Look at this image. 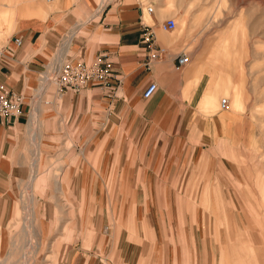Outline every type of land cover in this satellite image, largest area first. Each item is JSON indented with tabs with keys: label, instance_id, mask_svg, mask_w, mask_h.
<instances>
[{
	"label": "rangeland",
	"instance_id": "374dc122",
	"mask_svg": "<svg viewBox=\"0 0 264 264\" xmlns=\"http://www.w3.org/2000/svg\"><path fill=\"white\" fill-rule=\"evenodd\" d=\"M119 1L0 0V49L24 18L45 16L39 7L53 10L76 4L78 26L90 21L91 12L121 5ZM153 6L160 23L168 17L177 21L174 32L159 26L161 40L172 44L166 45L168 56L190 52L188 64L177 69L174 58L172 70L185 81L180 92L193 107L189 114L211 118V127L202 120L197 128L184 124L176 135L160 133V147L169 141L175 151L172 158L153 160V169L162 172L156 176L118 173L117 150L112 152V169L101 174L106 135H100L111 126L86 130L82 119L76 125L60 123L54 110L45 109L36 125L17 128V141L5 158L14 173L4 178L10 189L3 196L8 205L0 206V264L55 263L60 249L69 244L92 247L93 221L102 223V233L109 226L117 238L124 216L137 212L149 214L167 242L180 245L188 264H264V0H162ZM84 30L79 34L85 36ZM143 56L147 68L160 62L147 65L145 52ZM112 67L113 89H97L108 102L105 118H111L121 83L113 61ZM162 71L167 73L170 66ZM209 82L221 84V90L214 87L216 101L210 113L201 108ZM222 98L227 100L225 109L220 108ZM28 109L23 114L26 121ZM123 197L149 205L121 204ZM193 237L198 254L192 252Z\"/></svg>",
	"mask_w": 264,
	"mask_h": 264
},
{
	"label": "crops",
	"instance_id": "0c3cea01",
	"mask_svg": "<svg viewBox=\"0 0 264 264\" xmlns=\"http://www.w3.org/2000/svg\"><path fill=\"white\" fill-rule=\"evenodd\" d=\"M147 1L148 4L156 6L162 4V0ZM119 2L122 4L100 10V12H91L93 16L91 15L90 21L87 24H78V26L75 22L77 23L80 19L76 11L80 10L76 4H70L68 7L62 5L53 10L45 7L37 8L38 12L45 16L24 18L18 30L0 49V82L29 96L32 89L39 83L40 74L48 61H52L59 51L65 57L82 58L86 61L93 60L99 52H106L108 58L113 61L116 78L121 80L117 88L118 97L112 107L111 118L109 115L105 118L108 102L105 101L106 97L103 94L97 92L98 88L101 89L98 86L88 87L75 96L67 95L63 101L60 116L54 109H49L54 110L56 120L60 121L63 117L64 123L76 125V121L82 119L80 122L84 123L83 127L86 130L93 127L95 129L97 125H100L104 131L108 125L111 126L108 133L102 132L100 135H106V140L99 173L110 172L111 164L115 160L112 152L117 150V159L120 160L118 161V173L124 176H136L142 171L144 174L156 176L160 171L156 172L157 170L153 169V160L163 159L164 161L166 158H172L175 151L174 147L169 146V141L160 147L162 142L160 133L169 132L168 134L176 135L180 133L184 124L197 128L202 120L211 127L214 120L194 115V112L189 114L193 107L188 101L182 100L180 92L185 81L172 70L175 55H169L157 64L152 63L150 68L144 65L140 20L148 23L144 18L145 11L141 10V7L145 8V2L143 0H120ZM11 14L15 15V12ZM154 14L147 13V16L154 20L153 24L160 43L165 44L164 47L172 45L162 42L160 22ZM82 28L85 29V36L79 34ZM16 37L22 40V44L16 43ZM165 66H170V71L167 73L162 71ZM214 75L211 74L210 78H217ZM113 81L118 82L115 79ZM150 81L158 82L159 89L152 98L144 99L142 93ZM192 82L196 84L197 79ZM220 86V82H209L205 86L204 90L207 87L208 94L204 97L205 101H201L202 110L208 113L214 112L212 104L216 101V91L221 90ZM214 87H217V90ZM28 104L30 106L31 102L28 101ZM41 109L44 111L48 108L41 106ZM98 116L102 118H95ZM36 120L38 116L33 124ZM25 121L26 115H22L16 119L13 129L0 128V197H2L0 206L3 204L7 206L9 203V199L3 198L4 193L8 194L10 189L7 186V178H4L14 173V168L5 158L8 157L13 144L17 141V128H22L24 124L28 125V120ZM163 127L171 129L160 132L159 128ZM131 143H136L141 147L130 148ZM141 148H144L142 154ZM168 150L170 151L167 154ZM176 158H180L179 155ZM146 160L149 161L146 163ZM142 164L144 169H141ZM137 199H132L129 203L130 199L124 198L121 204L126 201L125 205L128 206L140 204L146 207L149 205ZM192 219L197 221V214H194ZM95 223L93 221L96 235L92 247L69 244L60 249L61 257L51 264H188L180 245L167 242L163 231L157 230V222L151 220L149 214H138L137 212L134 215L124 216L122 221L124 227L117 238L111 236L109 226L102 233V223L98 225ZM161 223L158 221V225ZM130 228L132 232H129ZM193 241L195 250L192 251L193 247L190 249L194 254H198L196 238L193 237ZM189 246H191V240Z\"/></svg>",
	"mask_w": 264,
	"mask_h": 264
},
{
	"label": "built area",
	"instance_id": "2783aa9c",
	"mask_svg": "<svg viewBox=\"0 0 264 264\" xmlns=\"http://www.w3.org/2000/svg\"><path fill=\"white\" fill-rule=\"evenodd\" d=\"M149 12L153 8L149 7ZM177 26L175 18L169 17L161 24L165 31H173ZM142 39L141 44L147 57V65L155 61H163L168 57V48L160 45L156 40L154 25L145 23L141 20ZM18 45L22 44L20 38H15ZM177 69L185 67L189 60V54L186 51L179 52L176 55ZM54 67L51 68L52 62L49 60L44 73L37 86L32 89L29 96L17 91L4 82H0V127L12 128L11 124L16 122L19 116L25 113L28 106L27 116L31 117L32 109L28 101L33 102L36 97L40 101L48 104L56 103V96L62 99L67 93H79L83 88L91 83L99 85L101 88L113 89L110 79L113 77L112 61L108 58L106 52H99L91 61L82 58L73 59L56 57ZM35 91V92H34ZM158 91V84L154 81L149 82L143 90L144 99L152 98ZM34 92V94H33ZM31 97V98H30ZM30 99V100H29ZM226 98L220 101V108L227 107ZM27 119V120H28ZM13 129V128H12Z\"/></svg>",
	"mask_w": 264,
	"mask_h": 264
},
{
	"label": "bare ground",
	"instance_id": "6f19581e",
	"mask_svg": "<svg viewBox=\"0 0 264 264\" xmlns=\"http://www.w3.org/2000/svg\"><path fill=\"white\" fill-rule=\"evenodd\" d=\"M54 0H47V2H50V3H52ZM145 5V8H146V11H147V13L148 14H154L155 13V8H154V6H153V4H148V5H146V4H144ZM149 7H152L153 8V12L152 13H150L149 12ZM141 10L142 11H144V8H142L141 7ZM169 18V17H168ZM172 18H174V17H172ZM167 19V18H166ZM165 19V20H166ZM165 20H163L162 22H164ZM162 22L160 23V28H161V24H162ZM177 22V21H176ZM148 24H150V23H148ZM152 25H154V24H152ZM176 28H177V26H176ZM176 28L174 29V30H176ZM162 29V28H161ZM154 30H155V35H156V40H157V42L160 44V45H162L161 43H160V41H159V39H158V36H157V33H156V29H155V25H154ZM163 30V29H162ZM173 30V31H174ZM165 31V30H164ZM168 32H172V31H168ZM163 46V45H162ZM189 56H190V52H189ZM56 57H59V58H61V59H63L65 56L63 55V53H61V51H59V54H57L56 56H55V58ZM191 57V56H190ZM54 59V58H53ZM52 62V64L50 65L51 66V68L52 67H54V63H55V60H52L51 61ZM177 68V67H176ZM183 68V67H182ZM180 69V68H179ZM44 71L45 70H43L42 72H41V74L42 73H44ZM41 74H40V77H39V79H41ZM39 82H40V80H39ZM154 82H156V81H154ZM157 84H158V82H156ZM86 88H88V86H86L85 88H83L79 93H72V92H70V93H67V94H65L64 96H63V98L62 99H59V98H57V96H56V103H52V104H50V102H48V104H46V103H44V102H42V101H40V98L39 97H36L35 98V100L33 101V102H31V104H30V108L32 109V111L30 112V113H32V115H31V117L32 116H34L32 119H28V126H34L35 124H33V121L35 120V119H37V116H38V119L40 118V116H41V114H42V112H43V110L41 109V106H44V107H47V108H51V109H54L55 110V112L56 113H58L59 114V116H60V111L62 110V106H63V101H64V99H65V97L67 96V95H69V94H71L72 96H75V95H77V94H81V92L84 90V89H86ZM158 89H159V84H158ZM58 111V112H57ZM65 121V119L63 118V117H61V119H60V123L62 122H64ZM67 121V120H66ZM15 124L14 123H12L11 124V126L13 127ZM0 128H2V127H0ZM3 128H6V129H9V128H7V127H3Z\"/></svg>",
	"mask_w": 264,
	"mask_h": 264
}]
</instances>
